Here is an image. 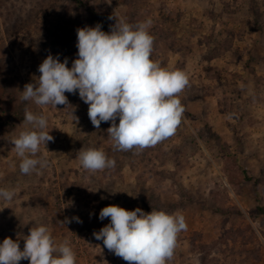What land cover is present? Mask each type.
<instances>
[{"label":"rangeland","instance_id":"rangeland-1","mask_svg":"<svg viewBox=\"0 0 264 264\" xmlns=\"http://www.w3.org/2000/svg\"><path fill=\"white\" fill-rule=\"evenodd\" d=\"M110 16L150 19V58L189 79L175 134L143 150H116L111 123L96 129L78 93H65L66 107L21 100L48 55L71 67L76 30L109 32ZM26 107L54 137L34 157L47 165L31 174L10 142L31 127ZM82 148L116 166L85 170ZM0 188L15 191L0 198V243L11 237L21 250L30 228L45 225L58 244L70 242L76 264H128L93 235L110 222L100 210L119 205L184 216L167 264H264V0H0Z\"/></svg>","mask_w":264,"mask_h":264},{"label":"clouds","instance_id":"clouds-1","mask_svg":"<svg viewBox=\"0 0 264 264\" xmlns=\"http://www.w3.org/2000/svg\"><path fill=\"white\" fill-rule=\"evenodd\" d=\"M111 4V0H106ZM115 24L105 32L102 26H85L76 30L77 58L68 67V60L48 55L38 66L37 80L27 83L22 101L37 106L69 105L65 93L77 94L88 105V117L99 129L102 122H110L107 134L119 151L143 150L175 134L185 111L179 94L189 84L182 70H168L150 57L154 37L148 29L151 20L130 24L122 17L110 16ZM74 121L79 118L71 113ZM117 120L119 121L117 123ZM21 131L10 141L21 158L22 174L38 172L47 161L36 157L40 146L54 140L46 131L48 121L43 114H35L27 107ZM82 167L90 172L111 169L116 161L96 148L80 149ZM14 190L0 188V198L11 201ZM110 222L93 235L115 256L128 264H167L173 258L177 237L187 229L183 215L137 207L127 210L109 205L100 210L99 219ZM82 223L79 217H73ZM68 219L61 223H68ZM19 240L6 237L0 243V264H76L75 253L68 240L57 243L45 225L33 226Z\"/></svg>","mask_w":264,"mask_h":264},{"label":"trees","instance_id":"trees-1","mask_svg":"<svg viewBox=\"0 0 264 264\" xmlns=\"http://www.w3.org/2000/svg\"><path fill=\"white\" fill-rule=\"evenodd\" d=\"M260 211H261V212H263V211H264V209H263V208H260Z\"/></svg>","mask_w":264,"mask_h":264}]
</instances>
